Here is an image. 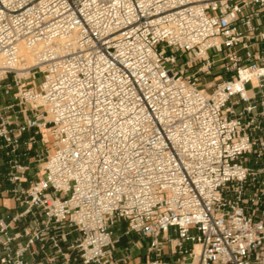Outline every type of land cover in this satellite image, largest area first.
<instances>
[{
	"label": "built area",
	"instance_id": "built-area-1",
	"mask_svg": "<svg viewBox=\"0 0 264 264\" xmlns=\"http://www.w3.org/2000/svg\"><path fill=\"white\" fill-rule=\"evenodd\" d=\"M0 91V264H264V0H0Z\"/></svg>",
	"mask_w": 264,
	"mask_h": 264
},
{
	"label": "rangeland",
	"instance_id": "rangeland-1",
	"mask_svg": "<svg viewBox=\"0 0 264 264\" xmlns=\"http://www.w3.org/2000/svg\"><path fill=\"white\" fill-rule=\"evenodd\" d=\"M179 59L181 61L186 59V56H179ZM43 74L39 73L37 74V83H39L42 80ZM217 80L218 77H217ZM0 95H2V91H0ZM46 134L50 136V133L47 131ZM252 166H255L254 163H251ZM7 204H12L11 201L7 199ZM115 231L118 232V228H115ZM120 232V231H119ZM149 239L143 238L142 240L134 235H124L121 238V241L113 246V248H117V254L119 257L129 256V258L126 260L127 262H124L122 264H144L145 260L149 257L148 254V245H149ZM134 243L136 245H134ZM126 249V250H125ZM169 253V249H166L163 252V256L167 255Z\"/></svg>",
	"mask_w": 264,
	"mask_h": 264
},
{
	"label": "crops",
	"instance_id": "crops-1",
	"mask_svg": "<svg viewBox=\"0 0 264 264\" xmlns=\"http://www.w3.org/2000/svg\"><path fill=\"white\" fill-rule=\"evenodd\" d=\"M7 199L9 201H11L12 204H7ZM2 202L4 203L5 206L9 207V208H14L16 207V202L9 196H5L4 198H2ZM118 256V254H116V257ZM118 258V257H117ZM121 258V257H119ZM127 262V261H126Z\"/></svg>",
	"mask_w": 264,
	"mask_h": 264
},
{
	"label": "bare ground",
	"instance_id": "bare-ground-1",
	"mask_svg": "<svg viewBox=\"0 0 264 264\" xmlns=\"http://www.w3.org/2000/svg\"><path fill=\"white\" fill-rule=\"evenodd\" d=\"M27 60H28V64H31V62H32V61H31V60H32V57H31V56H28V57H27ZM25 68H26V66H22V67H21L22 71H24ZM25 72L27 73V71H25Z\"/></svg>",
	"mask_w": 264,
	"mask_h": 264
}]
</instances>
